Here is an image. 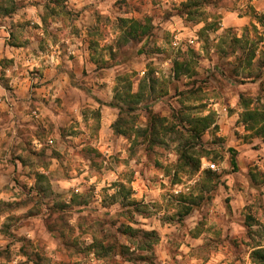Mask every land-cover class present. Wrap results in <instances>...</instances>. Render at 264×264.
I'll return each mask as SVG.
<instances>
[{
	"label": "clouds",
	"instance_id": "clouds-1",
	"mask_svg": "<svg viewBox=\"0 0 264 264\" xmlns=\"http://www.w3.org/2000/svg\"><path fill=\"white\" fill-rule=\"evenodd\" d=\"M23 4L24 7L13 17V23L17 26L9 28L5 25L0 28V76L14 88L30 66L41 68L42 71L51 69L57 76L61 71L66 74L76 71L66 58L68 54L82 53L85 62L89 56H95L110 65L119 64L127 47L123 46V41L134 21L143 25L150 20L152 28L147 34L138 35L137 42L127 53L131 59L122 69H117L116 75L126 76L130 71H135L137 75L132 79L138 84L149 70L145 65H154L155 77L161 82H168L175 75L172 71L173 61L192 60L190 49L196 53L192 68L198 76H181L180 91L184 93L183 96H174L169 92V95L174 96L172 100L166 97L149 99V93L145 92V99L139 101L136 111L132 116H126L131 104L125 97L140 93L139 86L132 88L130 93L123 86L117 92H112L111 89L118 85L114 75L110 74L109 89L104 95L97 91L98 84L104 82L102 73L97 72L87 79L79 74L65 75L58 84L45 88L37 97L47 101L50 111L38 114L29 109L28 114L23 116L24 121L31 122L27 125L25 139L17 136V128H25L18 121L6 124L0 131V175L7 177L0 179V191L3 192L0 198L9 203L21 201L26 204L19 212L0 215V264H34L29 256L33 251L40 250H43L42 254L49 259L50 264H121L122 258L116 251L104 256L96 247L97 243L105 247L112 244L117 250L123 244L129 253L137 256L142 254V248L147 243H152L155 248L153 241H144L139 237L124 238L117 229L123 223L134 229L144 226L150 232L156 222L165 218L179 221L177 213L181 210L180 197L183 195L187 199L200 195L197 185L204 180L205 169L211 166L213 172L220 173L222 177L223 170L230 169L227 162L215 159L217 153L223 154V146H195L189 134L180 127L175 131H165L175 123L167 104L179 109L181 104L177 101H183L189 107L218 103L221 105L219 111L226 115L223 105L229 95L228 89L234 85L217 70L216 46L221 38L227 36L229 39L255 41L259 49L264 50V0H23ZM214 23L219 25L218 30H210L209 26ZM10 32L15 33L17 41L39 36L45 41L53 40L56 47L46 48L41 53L36 42H33L31 47L36 55L22 56L9 48L12 39ZM69 37L73 41L71 47L62 48L61 45ZM90 41H95L98 47L89 49ZM5 49L9 53L7 57ZM141 49L144 50L143 55L139 54ZM62 52L64 55H61ZM150 52L155 54L149 55ZM111 53L116 54L115 60ZM54 56L59 59H53ZM240 56L239 49L229 50L223 59L235 65ZM6 58L15 62L5 66L3 61ZM259 59L260 51H257L256 59L252 62L254 68ZM22 62L25 63L24 68L20 67ZM213 75L215 81L207 85L203 93L189 95L196 87L192 81L203 82ZM31 82L37 83L35 80ZM81 82L91 87L81 93ZM261 82H264V76L256 82L250 108H245L238 96L233 98L231 107L235 109V114L228 124L231 132H239L242 138L251 136V132L246 131L244 123L236 127L241 114L256 109L264 110V93L258 92ZM24 90L27 91V87ZM238 91L246 92V89ZM0 93L5 98L11 95L4 92L2 83ZM20 95L22 93H17L18 98ZM58 96L61 97L59 105L56 103ZM89 97L98 98L100 104L93 103L90 106ZM105 104L115 107L111 113L104 111L103 126L107 129L110 123L114 127L109 129L103 139H97L100 120L96 113ZM148 109L151 114L166 118L164 124L156 128V145L150 144L153 128ZM208 114L200 111L186 113L187 116ZM136 116L140 117L139 120L134 119ZM122 119L127 121L123 127L120 124ZM185 127H190L187 121ZM214 127L215 124H212L207 129L206 140L213 139ZM145 130L147 138L143 134ZM231 132L228 134L231 135ZM218 135H224L223 131ZM32 136L35 139L30 144L26 143ZM255 145L262 147L253 152L251 149ZM247 149L244 155L255 160L259 171L264 173V138L251 140ZM12 152L22 157L24 163L16 161L10 165L8 161ZM33 152H43V155L34 157L31 155ZM185 152L193 160L204 161L199 171H195L191 165L185 167ZM56 153L59 155L54 156ZM214 159L215 163L210 165L209 162ZM37 172L48 178L52 191L59 194V201L72 207V212L65 217L67 222L47 232L36 225H32L31 230L12 225L5 231V224L10 223L9 216L41 208L39 197L34 191V173ZM12 177L26 184L27 188L18 187ZM134 178L135 185L132 183ZM229 183L231 187L228 191L220 189V199L235 197L236 185L230 178ZM74 198H91L95 205H99L102 200L111 202L115 198V203L96 212L91 206L76 208L72 205ZM218 205L219 200L213 205L205 202L200 213L190 221L170 227L167 239L162 242L171 252L168 256L170 264H208L209 257L211 264H264V211H260L264 209V186L255 190L245 186L241 199L234 200L231 212ZM245 206L251 208V214L257 222L245 224V217L249 214ZM40 216L46 219V207L42 208ZM112 220L117 221L114 226L104 223ZM19 237L27 239L20 240ZM65 240L75 242L72 251L64 249ZM21 248L27 254L21 253Z\"/></svg>",
	"mask_w": 264,
	"mask_h": 264
},
{
	"label": "rangeland",
	"instance_id": "rangeland-1",
	"mask_svg": "<svg viewBox=\"0 0 264 264\" xmlns=\"http://www.w3.org/2000/svg\"><path fill=\"white\" fill-rule=\"evenodd\" d=\"M6 6H10V1L5 0L4 1ZM123 23V21H122ZM138 22H132L131 27L123 41V46H127L125 49V52L123 54V60L119 64H108L106 61H100L97 63V69L93 68V66H90L92 69H88L87 71L84 69V71L74 74H79L83 76L85 79L89 78L90 76H94L95 73L99 72L102 73V79L103 83L98 84L97 91L100 94L106 95L109 89V76L110 74L114 75L115 80L117 81V77H128L130 78V82L132 83V88L137 86V82H135L132 77L137 75V72L130 71L128 75L121 76L116 75L117 69H122L126 63L131 59V57L128 56V52L131 51L132 45L137 42L138 35L140 33H143L142 30H144V33L147 34L151 31L152 25L151 21L149 20L146 24L136 25ZM210 27V30H218L219 25L218 24H212ZM229 33L231 32V29L228 30ZM51 40V39H49ZM68 42H72L71 38H67ZM53 41V40H51ZM92 46V49L94 50L98 45L95 41H90ZM65 43L64 45H66ZM217 47V54H218V61H217V70L219 71L220 75L222 77H225L227 80L231 82L232 85H234L233 88H229L228 92L229 95L227 96L224 108L226 109V115L221 114L219 111L221 105L220 104H201L198 107H189L183 104V101H177V103L181 104V107L179 109L174 108L171 104H167V107L171 109L172 111V117L175 123L169 127L168 129H165V131H175L177 127L183 128L185 132H187V129L191 128L192 126V120L198 117L203 116H187L186 113H192V112H208L209 116L212 117V124H215V127L212 130L213 139L212 140H206L205 135L207 133V129L209 126L204 130V132L201 135L200 141L192 140L193 144L199 143L197 146L204 145L208 148H212L214 146H223V154L220 153L216 154L215 159H219L220 162H227L230 165V169H224L223 170V177L220 173H215L211 169V167H208L205 169V178L203 181H201L197 185V189L200 192L199 196L192 197L185 199L183 195H181L180 199L182 201L181 204V210L177 213V215L180 217V220L177 221L175 218H165L163 221L156 222L155 227H152V230L146 231L144 226H138L137 228H132L129 224H121V227L117 229V232L123 236L124 238H130V239H136V238H142L144 241H153L156 245L155 248H153L152 243H147L142 248V254L135 255L129 253L128 248L121 244L119 246V249H115L114 245L109 244L106 248L104 245L100 242V246L98 248L100 251L104 254V256H107L114 251L122 258L121 264H170L168 260V256L171 255V252L169 249L165 246H163L162 242L167 239L168 231L170 227H175L177 223L180 222H187L190 221L194 216L200 213L201 207L207 202L209 205H213L216 203L217 200H219L218 206H223L225 209L229 212L233 209L234 200L241 199L243 189L245 186L252 188L253 190L257 189L260 186H264V173L259 171V165L255 160H251L248 158V156L244 155V152H246L247 145L251 140H255L258 138H264L263 135L256 134V131L260 125H264V121H260L257 123L256 127L253 129H249L246 127V131L251 132V136H245L241 137V134L239 132H231V128L228 124V120L231 119V117L235 114V109L231 107L233 98L235 96L239 97L240 103L244 106V102H249V108L252 105V94L253 90L256 88V82L261 79L262 76H264V50H260L258 47L257 42L251 41V40H239L236 38L229 39L227 36L224 38H221L220 43L216 46ZM49 48V47H47ZM239 49L241 51V56L238 57L237 63L235 65H232L226 61H224V57L229 53V50L235 51ZM108 51L111 52V49L109 48ZM257 51H260V59L256 62V66L254 68L253 66V60L256 59V53ZM190 53L193 56L192 60H185L183 63L187 64V69L181 68L179 71L182 72L177 77L174 75V78L168 82H161L155 77L156 68L155 66H148L145 65L149 70L145 74V77H149V80L146 81V85H143V95L145 92L149 93V99H164L165 97L167 100H172L174 96H183L184 93H181L180 91V82H181V76L182 75H197L198 73H194V70L192 68V64L195 63V57L196 53L190 49ZM113 60L116 59V54L111 53ZM140 55L144 54V50H140ZM154 52H150L149 55H154ZM181 62L180 60H174V62ZM135 63V61H133ZM102 67V68H101ZM174 68V67H173ZM172 68V71L174 72V69ZM175 73V72H174ZM43 74V73H42ZM42 74H39L38 71V88L39 92L42 91L40 88H42V85L44 83H41L39 81L40 77H42ZM153 80H152V79ZM150 79L152 81H150ZM216 77L213 75L211 78H206L203 82H200L199 80L192 81L196 85V87L193 88V90L189 93V95H198L199 93H203L206 90V86L213 83L215 81ZM119 86H122L119 84ZM91 86L88 84H85L81 82L80 92L83 93L86 88H90ZM244 88L246 89V92L238 91V89ZM112 92H114V88L111 89ZM169 92H172L174 96L169 95ZM259 93H264V82H261L258 88ZM39 93V94H40ZM38 94V96H39ZM259 98V97H257ZM71 98L69 97V100ZM145 99V96L144 98ZM142 99V100H143ZM248 99L247 101H245ZM167 100L165 103H167ZM61 102V97H57L56 103L59 105ZM33 103V102H32ZM88 103L91 106L93 103L100 104V100L95 97H89ZM38 114H42L45 110L48 109V103L43 98L38 99ZM114 107H106L103 105L102 110L96 113V115L99 117L100 124L102 123V120H105L104 111H108L111 113ZM136 111V110H135ZM243 114V113H242ZM242 114L241 119L236 122V127H239L242 121ZM160 117H162L160 114H157ZM139 116H137V120H139ZM185 121L190 125V127H185ZM219 121V122H217ZM31 122L25 121V128H17V136L20 139H25L27 134V125ZM164 124V123H163ZM246 125V124H245ZM111 129L109 128H103L98 126L97 129V139H103L105 134ZM223 131L224 135H218ZM231 132V135L228 133ZM188 133V132H187ZM10 135V134H9ZM30 135V134H29ZM35 139L34 136H32L30 139L26 140V143L30 144L32 140ZM158 143L157 139L155 138L151 145H156ZM162 143V142H160ZM232 145V146H229ZM262 145H255L251 151L256 152L259 151ZM34 157L37 155H43V152L40 154H37L35 152L31 153ZM59 155V153L54 154ZM232 156L235 158L236 165L232 166L231 164V158ZM215 159L213 161H210L209 163H215ZM259 159V157L257 158ZM20 161L21 163H24L23 158L16 156L15 152H12L11 159H9L8 163L10 165L15 164L16 161ZM204 161L200 160V167L203 165ZM199 167V168H200ZM155 170H159L156 168ZM199 171V170H198ZM252 174V176H251ZM36 178V184L34 186V191L36 192L37 196L39 197V200L41 202V208H33L29 209L27 212H23L20 215H12L9 216V224H5L4 228L5 231H7L12 225H18L19 227H25L29 228L31 230L32 225H36L40 227L44 231H52L54 230L57 225H60L61 223H66L65 217L68 216L69 213L72 212V207L69 205L63 204L59 201V194L52 191V185L47 177L42 175L41 173L37 172L34 173ZM83 175V173H81ZM141 179H143V173L140 174ZM31 178V177H29ZM75 178V177H73ZM229 178L232 180V182L236 185V194L235 197L233 196H225L223 199L219 198L220 189L223 188L224 191H228L231 187L229 183ZM0 179H7L6 176L0 175ZM67 179V177H66ZM178 179V178H177ZM12 180L16 183L18 187L27 188L26 184H21V181L17 179L16 177H12ZM132 183L136 184V179L134 178L132 180ZM115 186V185H113ZM175 186V184L173 185ZM3 192L0 191V197H2ZM124 195H127L125 193ZM47 201V203H43ZM55 201V202H53ZM110 203H115V198H112L111 202L108 200H102L99 202V205H95L94 202L91 200V198H84V199H77L74 198L72 200V205H74L76 208L79 209H85L89 206L94 208V211L99 212L102 209H106L109 207ZM124 205L122 204V207ZM190 207V211L188 213H185V210L187 207ZM21 207H26V204L21 201L9 203L2 198H0V215L4 214L5 212H19ZM47 208V217L46 219H42L40 216V211L42 208ZM248 215L245 217V224L251 225L252 223H255L254 216L251 214V208L248 206H245ZM260 211H264V209H261ZM211 214V213H210ZM107 215V213H105ZM217 215H219L217 213ZM37 222H39L37 224ZM106 224L115 225L117 221H104ZM129 226L131 228L129 231L126 229ZM243 227L244 225H240ZM61 236H63V232L60 233ZM20 240H26V237H19ZM75 242L74 241H67L65 240L63 242L64 249L68 251H72L74 248ZM20 252L23 254H27L25 252L24 248L20 249ZM43 250L40 251H33L29 259L34 260V264H50L49 259L42 254ZM146 253V254H143ZM73 261H75V256H73ZM208 264H211V257H209Z\"/></svg>",
	"mask_w": 264,
	"mask_h": 264
},
{
	"label": "crops",
	"instance_id": "crops-1",
	"mask_svg": "<svg viewBox=\"0 0 264 264\" xmlns=\"http://www.w3.org/2000/svg\"><path fill=\"white\" fill-rule=\"evenodd\" d=\"M4 1L5 0H0V28H4L5 25H7L9 28H15L17 25L13 23V17L24 7L23 0H7L10 1V6H6ZM36 27L38 28L39 26L37 25ZM9 35L12 37L11 41L9 42V48L14 49L22 56L36 55L35 50H33L31 47L33 42H36V47L41 53L44 52L47 47H56V43L54 41H45L39 36H35L33 39L17 41V37L14 32H10ZM72 42L69 43L68 40H66L67 44L61 45V47H71ZM92 46L93 45L91 42H89L88 48L92 49ZM5 53L7 57L9 54L7 49H5ZM61 55H64V53L62 52ZM66 58L70 64L74 65L76 71L69 72L67 74L61 71L59 76H57L56 73L51 69L46 68V70L42 71L41 68L30 66L27 69V74L21 77L20 83L15 88L7 79H5L3 76H0V83L4 85V92L11 94L5 98V95L0 93V131L3 130L6 124L12 121H18L20 124L24 125L25 121L23 120V116L28 114L29 109L36 112L38 111L37 97L40 93L38 88V71L40 75L43 73L42 77L39 79L41 83H44L42 88H40V90L43 91L45 88H51L53 84H58L59 79L63 78L65 75H74V73L82 72L84 69L87 71L89 68L92 69L90 66H93L94 69H97V63L101 61L95 56H89L87 62H85L82 53L80 55L68 54ZM53 59H59V57L54 56ZM14 62V60H9L7 58L3 61L5 66ZM61 63H63V61H61ZM20 67L24 68L25 63L22 62ZM33 80L37 81V83H32L31 81ZM25 87H27V91L24 90ZM17 93H22V95H20L18 98ZM29 101L31 102L29 103ZM26 104L27 108L25 107ZM104 106L108 107L106 104ZM10 113L13 114L10 116ZM104 122L105 120H102L100 127L103 128ZM109 127H111L110 123Z\"/></svg>",
	"mask_w": 264,
	"mask_h": 264
},
{
	"label": "trees",
	"instance_id": "trees-1",
	"mask_svg": "<svg viewBox=\"0 0 264 264\" xmlns=\"http://www.w3.org/2000/svg\"><path fill=\"white\" fill-rule=\"evenodd\" d=\"M58 2H62V0H58ZM136 25H139V24L137 23ZM142 32L144 33V30H142ZM173 67H174L173 69L175 72L174 74L178 77L180 75V73H182L179 70L181 68L187 69L186 68L187 64L185 66V64L183 62L175 61ZM116 79H117L118 87L114 88V92L118 91V88L120 87L119 84H121L123 86V88L126 92H128V93L131 92L132 83L130 82V78H128V77L127 78L126 77H122V78L117 77ZM151 79H150V81L153 80V79L152 80ZM147 80H149V77L143 78L138 82L137 86H139V88L141 90L140 93H138L135 96L128 95L125 97V99L131 104V107L129 108L128 112L125 114L126 116H132L133 112H135V110H136V105L139 103L140 100H142L144 98L143 85H146ZM247 100L248 99H246L245 101H247ZM106 105L111 106V107H115V105H111V104H106ZM244 107L249 108V102H244ZM148 112H149V119H150V122H151V125L153 128L152 139L150 141V144H151L153 142V140L156 138V128L162 126L163 123L165 122L166 118L160 117L157 114H151L150 109H148ZM134 119L137 120V116L134 117ZM212 121H213L212 117L209 115L203 116V117H198V118H195L194 120H192L191 128L187 129V132L191 138V142H192V140L193 141L194 140L200 141L202 133L212 123ZM242 121L244 124H246V126L249 129H253L256 127L258 122L264 121V110L256 109L254 111H246L245 113L242 114ZM126 123H127V121L125 119H122L120 121V124L122 127ZM112 127H114V126L111 125V128ZM256 129H257L256 134H258V135L264 134V125L263 124L260 125ZM143 134L147 138V130H145ZM198 144L199 143L194 144V145L197 146ZM183 162H184L185 167H188L191 165V166H194L195 171L199 170L200 160L199 159L193 160L192 157L187 152H185V154L183 156ZM231 164H232V166L236 165V161H235V158L233 156L231 158ZM251 176H252V174H251ZM190 209L191 208L188 206L185 210V213H188L190 211ZM126 229L129 231L131 228H129V226H128ZM98 246H100L99 243H97L96 247H98ZM106 250H107V248H106Z\"/></svg>",
	"mask_w": 264,
	"mask_h": 264
},
{
	"label": "built area",
	"instance_id": "built-area-1",
	"mask_svg": "<svg viewBox=\"0 0 264 264\" xmlns=\"http://www.w3.org/2000/svg\"><path fill=\"white\" fill-rule=\"evenodd\" d=\"M226 110V109H225ZM210 165L212 164V163H209ZM209 167H211V166H209ZM212 169V168H211Z\"/></svg>",
	"mask_w": 264,
	"mask_h": 264
}]
</instances>
